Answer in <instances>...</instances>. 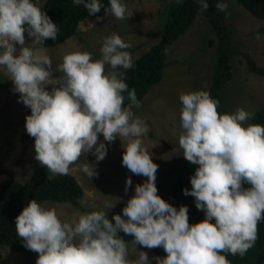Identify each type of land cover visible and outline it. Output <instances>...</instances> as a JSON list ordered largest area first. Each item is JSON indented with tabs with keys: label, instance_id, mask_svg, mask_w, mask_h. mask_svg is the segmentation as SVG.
Masks as SVG:
<instances>
[{
	"label": "clouds",
	"instance_id": "9594fccd",
	"mask_svg": "<svg viewBox=\"0 0 264 264\" xmlns=\"http://www.w3.org/2000/svg\"><path fill=\"white\" fill-rule=\"evenodd\" d=\"M198 2L208 9L207 0ZM72 3L83 4L89 15L102 7L100 0ZM109 3L116 19L126 18L122 0ZM216 8L225 12L228 3L220 0ZM58 31L33 0H0V69L10 74L20 100L31 109L25 127L35 140L36 161L59 175H66L85 153L102 161L107 155L106 144H98L102 134L107 142L121 140L123 166L147 180L136 185L123 216L114 215L115 223L104 211L82 214L74 224L62 222L55 206L32 199L16 217L15 229L24 246L39 254L36 264H149L144 251L128 258L119 231L134 236V243L144 248L162 247L167 255L156 257L157 264H231L225 254L243 257L255 245L264 220V126H245L252 113L244 107L220 114L219 100L208 91L180 94L179 147L188 162L199 165L191 191L185 189L184 194L195 197L197 209L206 214L201 222L190 224L187 206L177 210L157 194L158 165L140 138L148 129L133 112L141 106L135 89L128 93L131 103L123 106L128 85L116 70L132 67L126 51L130 45L113 33L105 38L100 59L93 60L86 51L66 54L57 66L63 75L53 78L51 58L24 46L25 33L42 44L56 39ZM16 45L22 47L17 50ZM47 85H53L52 91ZM82 171L89 179L98 174L88 162ZM131 185L129 177L125 190Z\"/></svg>",
	"mask_w": 264,
	"mask_h": 264
},
{
	"label": "rangeland",
	"instance_id": "374dc122",
	"mask_svg": "<svg viewBox=\"0 0 264 264\" xmlns=\"http://www.w3.org/2000/svg\"><path fill=\"white\" fill-rule=\"evenodd\" d=\"M33 2L41 7L45 0ZM226 2L227 21L234 31V44L241 52L232 58L233 77L225 88L224 99L230 114L239 107H244L253 116L264 107V77L249 71L244 53L250 54L258 64L264 65V20L255 17L236 0ZM123 3L128 8L126 18L123 20L116 19L111 12L105 17L89 18L81 22L76 36L59 44L48 40L36 44L26 32L24 46L33 48L37 55L51 58L53 78L63 75L57 70V66L62 64L66 54L86 51L92 53L93 60L100 59L103 42L113 33L118 34L130 45L126 51L130 53L133 62L159 41L160 29L157 28L165 2L124 0ZM211 39L213 43H210ZM217 44L216 33L200 13L196 23L169 47L168 65L160 83L144 97L140 107H133L134 115L142 119L148 129L140 138L152 155L154 163L158 165L156 185L178 164L183 152L179 147V136L183 132L180 121L182 109L180 94L208 90ZM20 47L22 46L19 45L17 50ZM125 70L121 67L116 71L123 74ZM106 71H112L110 66H106ZM0 72L10 78L6 69H0ZM1 79L0 77V114L3 111L5 113L0 117V187L11 179L25 181L40 165L35 159V140L27 133L25 127L26 117L31 115V109L20 100V93L15 91L14 84L9 88L13 96H8L4 90L6 85L2 86ZM52 88L53 85L46 86L48 91H52ZM101 141L107 146V155L102 161L97 162L92 152L85 153L68 171L84 188V196L80 200L82 209L69 203L37 201L42 205L55 206L62 222L74 224L82 214L92 211H104L110 220L114 213L124 208L128 200L135 195L136 185L147 180V177L137 176L123 166L124 148L119 138L114 142H107L103 140L101 134L98 144ZM87 162L95 166L98 173L90 179L82 171V166ZM129 177L132 179V185L126 191ZM106 204L114 207L112 209L105 207ZM126 243L129 259L137 258L139 252L144 251L148 254L149 264H157L156 257L163 258L167 255L162 247L148 249L135 244L134 237ZM37 259L38 257L17 253L7 246L0 247V264H36Z\"/></svg>",
	"mask_w": 264,
	"mask_h": 264
},
{
	"label": "trees",
	"instance_id": "16d2710c",
	"mask_svg": "<svg viewBox=\"0 0 264 264\" xmlns=\"http://www.w3.org/2000/svg\"><path fill=\"white\" fill-rule=\"evenodd\" d=\"M165 8L157 28L160 29V39L147 51L143 52L132 62V67L123 72L122 79L128 85L123 92L124 107L131 101L128 93L135 89L137 100L141 103L151 89L160 83L167 67L168 50L179 38H181L195 23L200 13L210 23L216 33L218 44L213 56V72L208 92L211 97L219 100L218 111L220 114H230L224 99L227 84L233 74L231 69L232 58L241 51L234 44V31L227 21V12H220L216 4L220 0H207V10L201 8L198 0H163ZM251 14L264 20V0H236ZM124 0H122V3ZM101 11L95 15H89L83 4L76 6L72 0H45L40 7L51 20L58 26L56 39H47L56 44L76 36L81 22L96 17H105L110 13L109 0H100ZM154 31L155 33L157 32ZM214 41L211 39L210 43ZM19 45H16L18 47ZM249 71L264 77V65L258 64L250 54L244 53ZM2 86L8 96H13L10 87L14 84L0 72ZM9 99V98H8ZM5 113L3 111L0 117ZM248 124H260L264 126V107L254 113ZM199 165L188 162L183 152L181 159L171 171L156 185L158 195L179 210L181 206L189 209V223L196 224L205 219V211L198 210L195 197L185 195L184 190L191 191V177L195 174ZM245 187L249 185L245 184ZM84 196V188L78 179L71 173L66 175L53 174L46 167L39 165L25 181L11 179L0 187V247L7 246L22 255L38 257V253L27 249L24 241L17 235L15 224L16 217L30 203L32 199L37 201H50L57 203H69L78 209H82L80 200ZM123 216V208L114 215ZM127 219L126 217H124ZM113 223V218L110 219ZM212 223H215L213 219ZM118 235L126 242L134 237L119 231ZM224 254V253H222ZM231 264H263L264 263V220L258 225V239L255 245L241 257L240 255L225 254ZM28 258V257H27Z\"/></svg>",
	"mask_w": 264,
	"mask_h": 264
}]
</instances>
